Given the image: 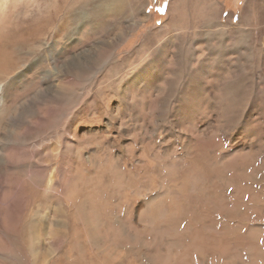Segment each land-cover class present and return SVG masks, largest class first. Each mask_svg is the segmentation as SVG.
Masks as SVG:
<instances>
[{
	"label": "rangeland",
	"instance_id": "rangeland-1",
	"mask_svg": "<svg viewBox=\"0 0 264 264\" xmlns=\"http://www.w3.org/2000/svg\"><path fill=\"white\" fill-rule=\"evenodd\" d=\"M94 4L0 0V264H264V0Z\"/></svg>",
	"mask_w": 264,
	"mask_h": 264
},
{
	"label": "bare ground",
	"instance_id": "bare-ground-1",
	"mask_svg": "<svg viewBox=\"0 0 264 264\" xmlns=\"http://www.w3.org/2000/svg\"><path fill=\"white\" fill-rule=\"evenodd\" d=\"M117 1V0H116ZM179 1H182V0H178V2ZM198 1H200L201 3H203V5H205L206 3H208V1H210V0H198ZM122 2V1H121ZM177 2V1H176ZM184 2V1H183ZM81 3V2H80ZM118 5H120V3L118 4ZM117 5V6H118ZM122 5V4H121ZM120 5V6H121ZM171 6H172V4H171ZM179 6V5H178ZM202 6V5H201ZM122 7V6H121ZM179 8V7H178ZM216 9V8H215ZM80 10V9H79ZM99 9H97L96 7H94V9L93 10H91V14H88L87 13V11H83L82 10V12H79V14H78V16L79 15H82V14H86V15H94L95 14V16H96V14H97V11H98ZM116 12H118V10H115ZM204 13V12H203ZM216 13V12H215ZM102 15V14H101ZM100 15V16H101ZM206 15V14H205ZM212 15V14H211ZM257 15V14H256ZM88 17V16H87ZM248 17V16H247ZM247 17L244 15V17H243V19H242V21L240 22V23H245L246 22V20H247ZM88 18H90V17H88ZM205 19H207V18H205ZM90 20V19H89ZM96 21V20H95ZM212 21V20H211ZM194 22V21H193ZM220 24H222V23H220ZM219 24V25H220ZM208 25V24H207ZM223 25V24H222ZM227 29V28H226ZM40 30V29H39ZM39 30H37L36 31V33L38 34V36L40 35L39 34ZM42 30H43V28H42ZM30 31L32 32L33 31V29L32 28H30ZM41 32V31H40ZM39 39L38 38H36V41H38ZM1 42V44H0V83H4L5 81H7L8 80V77H9V74H11V72H13L14 70H17V68H18V65H19V63H18V61H19V58H20V54L18 53V51H19V49L22 47V43L21 42H23V41H21L20 39H18V37H16V38H13V36L12 37H8V38H5V39H2V40H0ZM40 44V43H39ZM34 44H32V46H33ZM243 45V44H242ZM36 48V47H35ZM187 48V47H186ZM225 48H227V47H225ZM101 50H104V49H101ZM228 51H227V49L225 50V51H223L222 52V54H221V58H225L227 55H228ZM28 56V55H27ZM105 60H106V58H105ZM108 62V61H107ZM220 63V62H219ZM222 65V64H221ZM226 65H228V64H226ZM255 79V78H254ZM250 82V81H249ZM234 91V90H233ZM235 128V127H234ZM18 201H19V198H17V203H18ZM21 201V200H20ZM12 203V202H11ZM9 204H10V202H9ZM36 213V212H35ZM58 213V212H57ZM36 214H39V212H37ZM57 215V214H56ZM58 215H60V213L58 214ZM57 215V216H58ZM66 218V217H65ZM64 219V218H63ZM37 221L35 220H33L32 221V224H31V231H32V233H33V225H34V223H36ZM57 222V221H56ZM58 224H59V222H58ZM61 222H60V225H58V226H61ZM35 230V229H34Z\"/></svg>",
	"mask_w": 264,
	"mask_h": 264
},
{
	"label": "snow or ice",
	"instance_id": "snow-or-ice-1",
	"mask_svg": "<svg viewBox=\"0 0 264 264\" xmlns=\"http://www.w3.org/2000/svg\"><path fill=\"white\" fill-rule=\"evenodd\" d=\"M111 2H112V0H95L94 7H96L97 9H103V8L109 7ZM145 7H146V5H145ZM158 10L163 11L162 8L158 9ZM10 89H11V85H8L5 88V95H7L8 91H10Z\"/></svg>",
	"mask_w": 264,
	"mask_h": 264
}]
</instances>
